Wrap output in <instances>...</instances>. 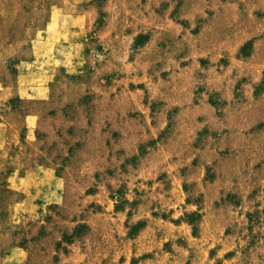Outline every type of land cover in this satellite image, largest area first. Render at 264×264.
Masks as SVG:
<instances>
[{
    "label": "rangeland",
    "instance_id": "374dc122",
    "mask_svg": "<svg viewBox=\"0 0 264 264\" xmlns=\"http://www.w3.org/2000/svg\"><path fill=\"white\" fill-rule=\"evenodd\" d=\"M0 264H264V0H0Z\"/></svg>",
    "mask_w": 264,
    "mask_h": 264
}]
</instances>
